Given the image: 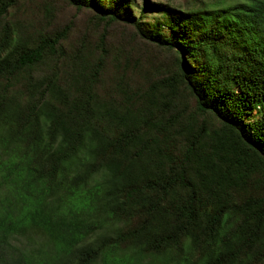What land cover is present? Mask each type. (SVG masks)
Masks as SVG:
<instances>
[{"label":"trees","instance_id":"16d2710c","mask_svg":"<svg viewBox=\"0 0 264 264\" xmlns=\"http://www.w3.org/2000/svg\"><path fill=\"white\" fill-rule=\"evenodd\" d=\"M227 1L0 0V264H264V0Z\"/></svg>","mask_w":264,"mask_h":264},{"label":"rangeland","instance_id":"374dc122","mask_svg":"<svg viewBox=\"0 0 264 264\" xmlns=\"http://www.w3.org/2000/svg\"><path fill=\"white\" fill-rule=\"evenodd\" d=\"M137 1L139 2L140 0H137ZM150 1L167 2L170 4V6L176 8V11H179V12L184 11V8H187V7L192 5V3H191L192 0H150ZM216 1L217 0H198V2H201V3L204 2V4H209V3L216 4ZM235 1H238V0H235ZM227 2H229V0ZM83 17L84 16L81 15V18H83ZM81 18L79 16H77L75 18L76 25L82 24ZM155 19H156V17L151 16L149 20L154 21ZM15 245H16V252L18 254H19V252H22L24 254H28L30 250L37 248L39 246V244H37V243H29L28 239H26V238H22V239L18 240L15 243Z\"/></svg>","mask_w":264,"mask_h":264}]
</instances>
